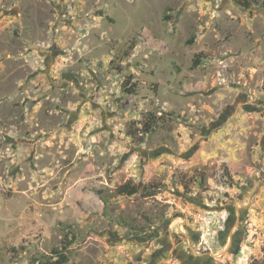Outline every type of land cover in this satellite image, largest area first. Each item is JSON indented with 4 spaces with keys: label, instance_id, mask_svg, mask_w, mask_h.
Listing matches in <instances>:
<instances>
[{
    "label": "rangeland",
    "instance_id": "obj_1",
    "mask_svg": "<svg viewBox=\"0 0 264 264\" xmlns=\"http://www.w3.org/2000/svg\"><path fill=\"white\" fill-rule=\"evenodd\" d=\"M257 4L0 0V264H264Z\"/></svg>",
    "mask_w": 264,
    "mask_h": 264
},
{
    "label": "trees",
    "instance_id": "obj_2",
    "mask_svg": "<svg viewBox=\"0 0 264 264\" xmlns=\"http://www.w3.org/2000/svg\"><path fill=\"white\" fill-rule=\"evenodd\" d=\"M235 1L237 2V4L240 7L244 8L246 10L250 9L253 5H258L257 4L258 0H235ZM132 50H133V47H130L128 52H127L128 55H130L132 53ZM131 81H132V79L129 78L127 80L125 86H127L128 83H130V85H131ZM125 91L127 94H130V95L134 94V92H135L134 88H128ZM160 119L161 118H157L154 114H150L148 119L143 122L142 130H141L142 134L143 135H149V134H152L153 132H155L158 128V123H159ZM129 135L134 137V134L132 131L129 132ZM148 188H149V190H154V191L158 190V187H155V186L148 187ZM143 190H144V188L143 189L140 188L139 185H134L131 182H127L117 189V194L120 196L131 197V196H134L136 194L143 192ZM146 190H147V187H146ZM135 231L138 233L144 232L143 230H139V229H136ZM69 261H70V258L68 256V254L65 253L64 249L62 248V250H57V249L53 250V252H51V254L44 256L42 260H38L37 262L39 264H69L70 263Z\"/></svg>",
    "mask_w": 264,
    "mask_h": 264
},
{
    "label": "flooded vegetation",
    "instance_id": "obj_3",
    "mask_svg": "<svg viewBox=\"0 0 264 264\" xmlns=\"http://www.w3.org/2000/svg\"><path fill=\"white\" fill-rule=\"evenodd\" d=\"M194 264H198V262L194 263Z\"/></svg>",
    "mask_w": 264,
    "mask_h": 264
}]
</instances>
